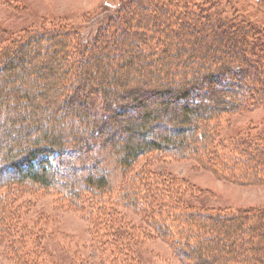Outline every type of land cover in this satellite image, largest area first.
I'll return each instance as SVG.
<instances>
[{"label": "trees", "instance_id": "trees-1", "mask_svg": "<svg viewBox=\"0 0 264 264\" xmlns=\"http://www.w3.org/2000/svg\"><path fill=\"white\" fill-rule=\"evenodd\" d=\"M228 4L128 0L107 6L89 33L34 28L0 42V242L12 236L23 188L56 186L77 210H95L116 226L111 242L122 258L100 264H143L122 211L140 216L149 238L169 242L185 264H264V207L189 208L181 205L184 191L163 185L176 186L171 175L155 176L151 165L133 171L140 157L172 155L239 185L264 184V118L235 134L226 122L264 108V30ZM41 53L48 67L38 73L28 61ZM52 64L65 84L35 91L32 79L51 76ZM97 141L120 167L116 186L92 160ZM17 242L8 246L15 256Z\"/></svg>", "mask_w": 264, "mask_h": 264}, {"label": "rangeland", "instance_id": "rangeland-1", "mask_svg": "<svg viewBox=\"0 0 264 264\" xmlns=\"http://www.w3.org/2000/svg\"><path fill=\"white\" fill-rule=\"evenodd\" d=\"M127 1L2 0L0 3V42L3 44L8 41L10 36L34 28H73L80 33H89L88 24L91 27L96 26L98 23L94 24L96 19L103 22L101 19L105 16L107 6L116 9V5L118 6L120 3L124 5ZM228 1V7L238 12L245 20L255 23L264 30V0ZM228 7L226 6L227 10ZM141 19L142 17L139 18V20ZM38 55H40L38 59L31 58L28 61V66L39 65L37 71L43 73L48 67V63L44 62L45 54ZM39 59L41 61H38ZM50 64L51 62H49ZM53 64L50 66L53 67L51 76L45 75L43 81H36L31 78L34 80L33 89L35 91L41 92L50 85L59 89L61 84H65V77L61 75L58 69L54 70ZM88 64L92 70H95L94 64L91 62ZM106 66L109 72L114 68L111 64ZM16 69L18 72V67ZM159 72H161L159 67L154 68L153 75L147 76L144 80L155 79ZM138 73L140 74V71ZM110 76L113 77L114 75L110 73ZM6 77L8 75L3 76L1 80H6ZM133 78H137V74L133 73ZM129 81L127 79V82ZM152 106V104L149 105L153 108ZM39 113L42 115L41 112ZM263 118L264 108L237 113L226 120L229 123L228 131L230 134H235L245 127H248L249 130L255 129L263 122ZM137 119V115H135L131 117L130 121L136 125ZM155 156L158 157L159 155ZM91 157L97 166L102 167L105 171L112 187L122 181V173L114 155L110 154L101 143L98 142L95 145ZM135 164L133 168L135 173L151 165L155 176L159 173L171 175L177 182L176 186H171L165 182L163 185L184 191L181 205L186 207H204L205 209H218L222 212L241 208L264 207V184L239 185L211 174L209 171L200 168L198 163L193 160L180 159L172 155L159 160L143 156ZM23 189L18 200L14 201L15 207L18 205L20 208L11 218L14 221L13 230L10 232L12 236L6 237L4 242H0V264H18L17 260H19V264L22 262L26 264L29 259L35 264H100V260L106 256L111 257V259L118 258V261L122 258L120 252L123 249L119 243L111 242V234H113V229L116 226L106 217L100 216L95 210L91 211L90 216H87V211L77 210L66 198V193L56 186L43 190L27 185ZM121 214L126 217L124 228L131 229L135 232L137 240H140L139 244L134 246L132 250L138 254L143 264H185L177 260L169 242L154 236L149 238L150 233L147 227L141 224L140 216L132 215L131 211L129 213L122 211ZM129 220L135 224L134 228H131V224L128 223ZM142 233L145 234L144 239H142ZM16 240L22 245V248H19L21 261L18 258L19 255L15 256L8 250V246H12L10 242ZM217 264L223 263L218 262Z\"/></svg>", "mask_w": 264, "mask_h": 264}]
</instances>
